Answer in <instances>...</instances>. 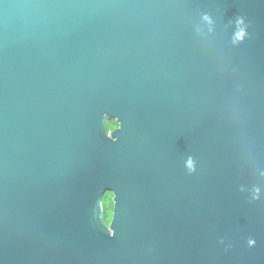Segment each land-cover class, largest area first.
<instances>
[{
  "label": "water",
  "instance_id": "95a60500",
  "mask_svg": "<svg viewBox=\"0 0 264 264\" xmlns=\"http://www.w3.org/2000/svg\"><path fill=\"white\" fill-rule=\"evenodd\" d=\"M0 264H264V0H0Z\"/></svg>",
  "mask_w": 264,
  "mask_h": 264
},
{
  "label": "trees",
  "instance_id": "16d2710c",
  "mask_svg": "<svg viewBox=\"0 0 264 264\" xmlns=\"http://www.w3.org/2000/svg\"><path fill=\"white\" fill-rule=\"evenodd\" d=\"M112 197L113 195L111 193H106L103 199L104 222L107 225L109 224L112 216V208H113Z\"/></svg>",
  "mask_w": 264,
  "mask_h": 264
},
{
  "label": "flooded vegetation",
  "instance_id": "af4514ba",
  "mask_svg": "<svg viewBox=\"0 0 264 264\" xmlns=\"http://www.w3.org/2000/svg\"><path fill=\"white\" fill-rule=\"evenodd\" d=\"M105 126H106V129H107L108 134H110L111 132L115 131L119 127V124L116 121V119L106 118V120H105ZM178 137H179V131L177 130V133H176V136H175L176 140L174 142V144L177 145V146L179 145V142L177 140ZM102 203H103V200H102Z\"/></svg>",
  "mask_w": 264,
  "mask_h": 264
},
{
  "label": "rangeland",
  "instance_id": "374dc122",
  "mask_svg": "<svg viewBox=\"0 0 264 264\" xmlns=\"http://www.w3.org/2000/svg\"><path fill=\"white\" fill-rule=\"evenodd\" d=\"M104 197H105V195H104ZM104 197H103V199H104Z\"/></svg>",
  "mask_w": 264,
  "mask_h": 264
}]
</instances>
